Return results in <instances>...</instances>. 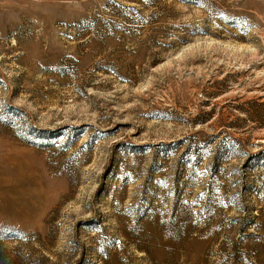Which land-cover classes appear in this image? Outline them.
<instances>
[{"label":"rangeland","instance_id":"obj_1","mask_svg":"<svg viewBox=\"0 0 264 264\" xmlns=\"http://www.w3.org/2000/svg\"><path fill=\"white\" fill-rule=\"evenodd\" d=\"M0 264H264V0H0Z\"/></svg>","mask_w":264,"mask_h":264},{"label":"bare ground","instance_id":"obj_2","mask_svg":"<svg viewBox=\"0 0 264 264\" xmlns=\"http://www.w3.org/2000/svg\"><path fill=\"white\" fill-rule=\"evenodd\" d=\"M17 167H18V169H19L20 172H23L24 166L22 164H17ZM8 175L11 177L14 174L13 173H8Z\"/></svg>","mask_w":264,"mask_h":264}]
</instances>
